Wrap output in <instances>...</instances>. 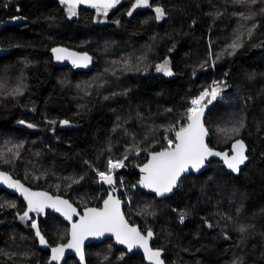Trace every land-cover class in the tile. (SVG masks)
<instances>
[{"label":"trees","instance_id":"obj_1","mask_svg":"<svg viewBox=\"0 0 264 264\" xmlns=\"http://www.w3.org/2000/svg\"><path fill=\"white\" fill-rule=\"evenodd\" d=\"M135 2L119 0L100 24L93 7L71 17L60 0H0L1 44L12 49L0 58V168L85 208L108 194L96 171L122 160L125 214L151 230L163 264H264V0ZM57 45L90 53L94 70L56 67ZM165 61L170 76L156 70ZM214 81L222 98L207 116L209 145L224 151L242 140L249 162L237 174L213 161L162 200L142 192L135 167L167 147ZM41 228L53 244L65 239L51 219ZM86 254L89 264H148L112 240Z\"/></svg>","mask_w":264,"mask_h":264},{"label":"snow or ice","instance_id":"obj_2","mask_svg":"<svg viewBox=\"0 0 264 264\" xmlns=\"http://www.w3.org/2000/svg\"><path fill=\"white\" fill-rule=\"evenodd\" d=\"M249 2L254 4L256 0H249ZM60 3L67 5L70 16L76 15L75 9L79 4H87L98 10L103 9L106 15L107 9L114 7L115 4L119 3V0H60ZM140 6H149V0H136L134 8ZM155 12L158 20L163 18L165 14L164 10L159 7L155 8ZM128 14L132 15L131 12ZM231 47L235 48L238 45L233 43ZM53 52L56 53L57 60L69 59L76 66H80L81 64L87 66V61L90 60V57L86 54L79 55L67 49H53ZM156 70L163 71L165 75H172L167 61L161 65H157ZM219 95L220 86L216 85L212 87L210 92L205 90L198 98L191 101L192 108L189 109L187 116L188 124L186 127H180L175 132V141L169 139L168 146L164 150L149 153L150 159L148 163L140 169L142 173H145L139 182L142 187L151 189L157 195L171 192L176 187L177 180L182 173L188 171L189 168L199 170L203 166L204 161L210 156L221 157L229 169L233 172L239 171L240 165L244 164L247 160L243 141L237 140L232 145V156H229L227 152L214 151L205 143V136L208 133L202 123V117L204 108L207 105L203 102L206 97L210 96L211 99L207 103H211ZM62 123L67 124L68 122L63 121ZM28 127H33V125L29 124ZM231 131L238 133L239 129L233 128ZM108 163V172H99L98 175L102 182L111 185L114 183L111 174L112 170L123 167V161L113 162L110 159ZM0 182L6 184L9 188L19 191L27 201V210L20 217L22 220L29 218L30 212L42 213L47 207L60 212L69 221L76 214V209L67 200L59 197L53 198L46 192H32L19 181L13 180L3 172H0ZM120 203V200L109 195L104 200L102 208H87L79 222L72 223L71 240L66 245L52 248V260L58 261L64 254L65 248H70L76 251L81 261H83L82 245L84 239L88 236L99 237L105 233H110L115 236L117 243L126 245L129 251H132L134 247L142 248L146 258L152 264H163V261L160 259L161 252L159 250H152L148 245V241L153 235L151 230L145 236L136 227L130 226L120 211ZM12 206L14 207L15 205ZM181 220H183V216H181ZM31 226L37 228L35 221H33ZM244 230V228L240 229L241 232ZM36 235L40 237L41 244H46L44 237L40 235L38 229Z\"/></svg>","mask_w":264,"mask_h":264},{"label":"flooded vegetation","instance_id":"obj_3","mask_svg":"<svg viewBox=\"0 0 264 264\" xmlns=\"http://www.w3.org/2000/svg\"><path fill=\"white\" fill-rule=\"evenodd\" d=\"M26 126L28 127L27 124ZM25 130L32 131L33 128L28 127ZM0 172L9 175L13 180L19 181L25 188H28L32 192H46L53 198L59 197L63 200H69L65 197L54 195L49 189L33 187L20 178L11 175L4 169L0 168ZM113 175L117 177V186L122 190L121 198L123 199L124 188L122 185H119V176L115 173ZM99 181H101L100 178ZM107 191L109 194L112 188L107 187ZM68 203L71 204L72 207L78 208V212L80 213L84 209L69 201ZM12 205L15 206L13 207ZM100 206L101 204L98 205V207ZM26 210L27 201L24 199V196L16 189L9 188L6 184L0 182V241L2 229L4 227H7L10 232L7 243H0V264H47L51 256L52 248L58 244H65L68 242L70 234V224L68 222L77 219V215L74 214L71 221H69L60 212L55 211V209L51 207H47L42 213L30 212L29 218L22 220L20 217ZM48 219H51L52 224L54 223L63 227L65 235L64 240L56 241L54 244L49 241V233L45 228H41L42 222ZM33 221H35L37 228L31 226ZM37 229L40 235L44 237L46 244L40 243V237L36 235ZM38 249H41L40 252H38ZM86 262L89 264L87 254ZM54 264H80V262L78 258L74 256H66L61 259V261L55 262Z\"/></svg>","mask_w":264,"mask_h":264},{"label":"water","instance_id":"obj_4","mask_svg":"<svg viewBox=\"0 0 264 264\" xmlns=\"http://www.w3.org/2000/svg\"><path fill=\"white\" fill-rule=\"evenodd\" d=\"M115 5H116V4H115ZM80 6H88V7H90V6L87 5V4H79V5H77L76 7H80ZM53 49H67L68 51H70V52H74V53H77V54H79V55H84V54H86L88 57H90V60L87 61V66H84L83 64H81L80 66H76V65H74V64L72 63V61L69 60V59L57 60V59H56V53L53 52ZM11 52H12V49H6V48H4V47L2 46V44H1V38H0V58H2L3 56H6V55H8V54H10ZM50 54H51V57H52L53 62H54V64H55L56 67L64 68V67L69 66V67L74 68V69H75L76 71H78V72H85V73L92 72V71L94 70L95 65L97 64V60H96L95 57L92 56L90 53H88V52L78 51V50H75V49H71V48H68V47L63 46V45H57V46H54L53 48H51V50H50ZM209 99H211L210 96H209L208 100H209ZM218 100H219V96H218L215 100H213L211 103H207V102L205 103L207 106L204 108V114H203V117H202V123L204 124V127H205V129L207 130V133H208L207 136H205V143L208 145L209 148H211V149L214 150V151H217V152H227L229 156H232V155H233V152H232V146H231V148H230L229 150H224V151H222V150H218V149L212 148V147L209 145V141H210V139H211V135H210V131H209V129H208L207 126H206V120H207L208 113H209L210 110L216 105V103L218 102ZM21 122H22V121L16 123V126H17L18 128L27 129L28 127L26 126V123H25L24 121H23V123H21ZM187 124H188V123H187ZM186 126H187V125H186ZM186 126H185V127H186ZM241 141H242V140H241ZM234 143H235V142H234ZM234 143H233V144H234ZM233 144H232V145H233ZM245 149H246V150H245V155L247 156L248 149L246 148V145H245ZM160 151H162V150H160ZM154 152H158V151H154ZM149 159H150V155H148V159H147V161H145L143 164L137 165V166L135 167V170H136L137 173H138V179H137V181H136V186H137L138 189H140V190H141L142 192H144V193L151 194V195H155V196L157 197L158 200H162V199L168 198V197H170V196H173L176 192L179 191V189H180V183H181L182 179H184V178H188V177H190L191 175H195V176H199V175H201L203 172H205V171H207V170L209 169V167H210V163L213 162V161H218V162L222 163V164L227 168V170L233 172L231 169H229V168L227 167V165L224 163V161H223V159H221V157H219V156H210V157H208V158L204 161L203 166H202L199 170L189 168L188 171L182 173L181 176L179 177V179L177 180L176 187H174V188L172 189L171 192L165 193L164 195H157V194H156L155 192H153L151 189H149V188H145V187H142L141 184L139 183L140 180H141V178H142V176L145 175V173H142V172L140 171V169H141L146 163H148ZM248 162H249V159H248V157H247V160L245 161V163L242 164V165H240L239 171H238V172H235V173L238 174V173L240 172V170H241L242 168H244L245 165H246ZM112 176H113L114 183L111 184V185L105 183L107 187L112 188V191L106 196V198H105L104 200H106V199L108 198L109 195H112L114 198L120 200V202H121V203H120V211H121V213L123 214L124 219L127 221V223H128L130 226L136 227V228L141 232L142 235H145V236H146L147 234H144V233L140 230V228H139L137 225H132V224H130L129 219H128V217H127L126 214H125V205H126V204H125V201L121 198V192H122V190H121V188H119V187L117 186V177H116L115 175H112ZM103 202H104V201H103ZM103 202H102V204H101L100 207H98V206H89V207L84 208V209L82 210L81 213L78 212V208L73 207V208L76 209L77 219H76V220H73V221H71V222H68V223L70 224V234H69V240H68V242L71 240V227H72V223H78L79 220H80V218H81V216H83V214H84V212H85V210H86L87 208H102V207H103ZM108 240H112V241H113V244H114L115 246H117L119 249H123V250H125L130 256H132V255H134V254H142L143 256H145V259H146V261L148 262V264H152V262H150V261L146 258L145 252H144V250H143L142 248L134 247V248L132 249V251H129L126 245H123V244H119V243H117V242H116V239H115V236H113V235L110 234V233H105L103 236H99V237H96V236H88V237H86V238L84 239V241H83V245H82V250H83V254H84V259H83V261H81L80 256L76 253V251H74L73 249H70V248H65L64 254L61 256L60 260H58V261H61V259L65 258L66 256H74V257L78 258L80 264H87V262H86V249H87V247L90 246V245H92V244H102L103 242L108 241ZM68 242H67V243H68ZM67 243H65V244H58L57 246H59V245H66ZM148 245H149V247H150L152 250H154V249H153V239H152V238L149 239V241H148ZM57 246H55V247H57ZM58 261H56V260H52V250H51V256H50V259H49V261H48L47 264H54L55 262H58Z\"/></svg>","mask_w":264,"mask_h":264},{"label":"rangeland","instance_id":"obj_5","mask_svg":"<svg viewBox=\"0 0 264 264\" xmlns=\"http://www.w3.org/2000/svg\"><path fill=\"white\" fill-rule=\"evenodd\" d=\"M150 1V0H149ZM136 3V2H135ZM135 5V4H134ZM67 6V5H66ZM147 7H149V6H147ZM147 7H144V6H140V7H135L134 8V10H137V9H144V8H147ZM67 8V7H66ZM155 10V9H154ZM67 11H68V8H67ZM97 12H98V14H99V16H100V19H99V23L100 24H102V23H104L105 22V20H106V17H107V15H108V11H107V14L105 15L104 14V10L103 9H97ZM134 12V11H133ZM75 16V15H74ZM74 16H71V17H74ZM163 18H164V16H163ZM163 18H161V19H159V20H162ZM20 21V19H15V20H13V22H17V21ZM159 72H161V73H164L163 71H159ZM216 85H219V83L217 82V81H214L213 83H212V87L213 86H216ZM212 87H211V89H212ZM211 91V90H210ZM220 98H222V94H221V92H220ZM208 98L209 97H206L205 98V101L203 102V103H206L207 101H208ZM170 131H173V130H170ZM169 131V132H170ZM168 132V133H169ZM168 133H167V135H168ZM167 135H166V137H167ZM166 137H165V139H166ZM166 143V142H165ZM113 162H116V161H114V160H112ZM117 161H119V160H117ZM124 163V162H123ZM122 167H120L119 169H121ZM108 169H109V166H108ZM108 169H107V171H105V173H107L108 172ZM118 168L117 169H114V170H112L114 173H115V171H117V170H119ZM97 172H101V171H96V176L98 177V179L100 178L99 176H98V174H97Z\"/></svg>","mask_w":264,"mask_h":264},{"label":"built area","instance_id":"obj_6","mask_svg":"<svg viewBox=\"0 0 264 264\" xmlns=\"http://www.w3.org/2000/svg\"><path fill=\"white\" fill-rule=\"evenodd\" d=\"M221 96V95H220ZM176 131H178V129H175V130H173V131H170L169 133H168V135H167V137H166V139H165V142H166V144H167V146H168V140L169 139H171V140H173V138L175 137V132ZM119 169V168H118ZM113 172V171H112ZM99 172H97V174H98ZM99 176V175H98Z\"/></svg>","mask_w":264,"mask_h":264}]
</instances>
